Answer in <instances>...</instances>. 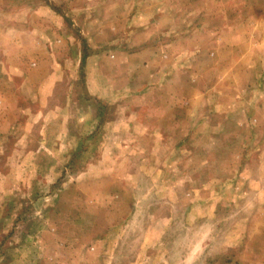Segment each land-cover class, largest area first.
<instances>
[{"label":"rangeland","instance_id":"obj_1","mask_svg":"<svg viewBox=\"0 0 264 264\" xmlns=\"http://www.w3.org/2000/svg\"><path fill=\"white\" fill-rule=\"evenodd\" d=\"M0 264H264V0H0Z\"/></svg>","mask_w":264,"mask_h":264}]
</instances>
